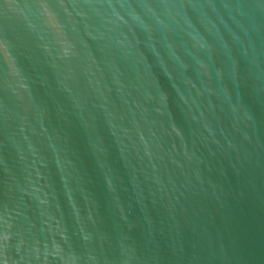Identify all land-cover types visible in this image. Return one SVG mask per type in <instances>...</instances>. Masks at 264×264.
<instances>
[{
	"label": "water",
	"instance_id": "obj_1",
	"mask_svg": "<svg viewBox=\"0 0 264 264\" xmlns=\"http://www.w3.org/2000/svg\"><path fill=\"white\" fill-rule=\"evenodd\" d=\"M0 264H264V0H0Z\"/></svg>",
	"mask_w": 264,
	"mask_h": 264
}]
</instances>
